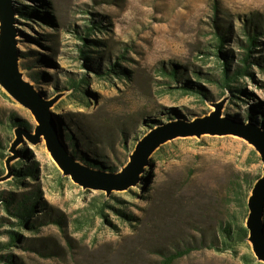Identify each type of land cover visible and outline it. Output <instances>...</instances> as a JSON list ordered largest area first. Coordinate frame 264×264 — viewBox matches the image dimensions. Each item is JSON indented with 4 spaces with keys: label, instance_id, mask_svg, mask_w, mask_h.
<instances>
[{
    "label": "rangeland",
    "instance_id": "rangeland-1",
    "mask_svg": "<svg viewBox=\"0 0 264 264\" xmlns=\"http://www.w3.org/2000/svg\"><path fill=\"white\" fill-rule=\"evenodd\" d=\"M14 4L15 9L28 5L44 14L34 20L17 15L21 71L44 99L56 100L51 110L58 128L72 136L83 156L122 170L138 143L154 129L212 117L218 105L226 127L262 123L264 0H14ZM246 30L257 33L260 43L253 50L257 65L253 64L252 75L237 85L245 96L235 93L237 98L212 81L223 60L234 66L243 57ZM81 36L96 41L87 42L92 48L90 62L81 59L85 44ZM220 37L222 55L215 47ZM111 63H118L126 75L112 74L108 79L91 70ZM174 68L179 69L178 80L169 75ZM72 79L87 80L88 98L72 89ZM182 86L200 89L208 97L185 92ZM14 119L28 120L30 132L38 124L30 110L0 85V195L33 189L41 193L33 217L36 226L44 224L39 231H22L0 203V244L10 243L11 231L22 234L21 243L0 251V256L13 255L18 264H161L177 248L195 246L229 213H241L231 195L234 184L241 182L245 191L247 180L253 188L264 174L259 153L239 136L178 137L154 152L137 187L107 195L64 176L44 139L33 144L23 134L14 147L18 131L24 130H9ZM19 162L22 170L31 167L36 175L26 177L27 184L20 186L13 169ZM249 244L235 252L200 248L174 264H249L244 259L254 255ZM0 264L7 263L0 259ZM250 264L264 263L256 258Z\"/></svg>",
    "mask_w": 264,
    "mask_h": 264
},
{
    "label": "water",
    "instance_id": "water-1",
    "mask_svg": "<svg viewBox=\"0 0 264 264\" xmlns=\"http://www.w3.org/2000/svg\"><path fill=\"white\" fill-rule=\"evenodd\" d=\"M16 25L17 14L14 0H0V85L13 99L30 110L38 122L34 132L18 131L19 139L14 147L23 140V134L33 144H40L44 139L58 169L64 176L69 177L84 189L109 195L115 189L129 190L137 187L144 178L146 167L149 166L154 152L166 142L178 137L236 135L255 148L264 164V131L262 128L255 125L242 126L241 129L224 126L220 119L221 106L218 105V111L212 117L200 119L190 125L173 123L154 129L151 135L138 143L129 163L119 174H110L85 165L71 154L60 136L57 116L51 110L56 100L44 99L34 86L25 80L20 67ZM248 208L249 242L255 257L264 263V174L252 188Z\"/></svg>",
    "mask_w": 264,
    "mask_h": 264
},
{
    "label": "trees",
    "instance_id": "trees-1",
    "mask_svg": "<svg viewBox=\"0 0 264 264\" xmlns=\"http://www.w3.org/2000/svg\"><path fill=\"white\" fill-rule=\"evenodd\" d=\"M15 11L16 14L19 15V17L28 20L38 19L40 16L44 15L43 12L39 10V8H32L28 5H21V7H18L17 9H15ZM88 33L91 34L90 32ZM245 36L247 40L244 44V49H246V51L244 52L243 57L240 60H238L239 62L236 63V65L234 66L232 62L223 60L220 68V74L217 76L216 79L212 81V82H216L217 85L223 89V92L227 91L229 93H234V96L237 98H240V96H238L237 94L245 96V92L243 90H239V88H237L238 87L237 85L240 83L242 79L252 75L251 70L253 68V64L257 62V60L254 59L252 54H253V50L256 49L257 44L260 43L259 36L257 35V33H253L251 31L246 30ZM81 39L82 41L85 42L84 46L80 48L81 50L80 55L82 57L81 59L84 60L85 62H90L92 60V56L89 55L90 52L89 50H92V48L91 46L89 47L87 45V42L96 43V41L90 40L89 36L87 37L81 36ZM219 40L220 41L218 43H215V47L218 46L219 48L218 50L222 55L224 49V41L223 38L221 37L219 38ZM86 65L87 64H85V66ZM91 70L93 73L99 75L100 77L108 78V79L112 78L113 75L119 77L126 75V71L124 69H121L118 63L115 64L111 63L102 70H96V69H91ZM178 70H179L178 68H174L171 70V72H169V75L172 76V78L175 80H178V75H179ZM86 84H87V80L85 79L84 80L72 79L70 81V86L72 87V89H74V91L77 94L82 93L85 95L86 98H88L90 92L85 88ZM181 89L184 90L185 92L202 94L203 97L205 98L208 97L207 94L200 89H195L189 86H182ZM236 107L237 109L239 108L238 105ZM261 117H262V123L258 125L264 131V114H262ZM14 127H21L26 131L32 129V125L28 120L25 121L15 120V122H13V125L9 126V130L14 129ZM60 136L64 140L71 154L78 161L84 163L85 165L93 169L102 170L110 174H119L121 172V170L116 166L106 165L102 161H98L95 158H91L79 154V152H77L76 150L77 145L75 140L72 138V136L64 134L62 129H60ZM21 165L22 162H19L13 168L14 180L16 181L18 186L27 184L23 182L26 177H31V178L36 177L33 168L29 167L26 170H22L23 168L20 167ZM122 167L124 168L125 166ZM246 183L247 185L245 191L242 190L244 186L241 184V182H237L236 184H234L235 185L233 187L234 192L231 194V195H235L234 197L235 201L242 208L241 213H234V212L229 213L226 220H222L219 223L217 229L212 230L209 235L204 234L203 237L199 240V242L196 243L195 246L177 248V250L172 252L169 256H167L161 264H174L176 261L190 255L197 249L205 248V247L213 249L217 252H227V251L235 252L238 246L242 244H246L248 247H250L249 244L250 231L247 228V219L249 216L248 197H249V191L252 189L253 183H250L249 180H247ZM102 195L104 196V194ZM40 197H41L40 191L38 189H33L27 193L22 192L18 194L13 192L8 195L2 194L0 195V203L2 202L6 211L18 220L15 225L18 226L22 231L23 230L39 231L40 227L44 226V224H41L39 222L38 226H36V221L33 220V217L39 211ZM100 213L103 217H106L105 211L102 207L100 208ZM117 213L126 219L130 218V216H128L121 210H118ZM1 225L2 223H0V226ZM10 234H11L10 243L0 244V251H5L6 249L17 246L18 243H21V238H22L21 233L11 231ZM0 259H2L7 264H18L16 258L13 255L0 256ZM244 259L249 264L251 262L256 261V258L252 253L247 254V256H244Z\"/></svg>",
    "mask_w": 264,
    "mask_h": 264
}]
</instances>
